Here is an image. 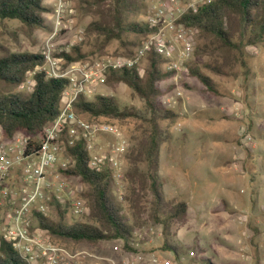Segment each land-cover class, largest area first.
Instances as JSON below:
<instances>
[{"label":"rangeland","instance_id":"374dc122","mask_svg":"<svg viewBox=\"0 0 264 264\" xmlns=\"http://www.w3.org/2000/svg\"><path fill=\"white\" fill-rule=\"evenodd\" d=\"M80 1L47 0L54 14L47 15L49 25L43 29L29 30L17 20H0V46L43 54L49 47L53 56L74 46L86 53L94 51V39L85 29L96 16L84 11ZM154 1L145 0L146 9L140 11L139 21H148ZM182 1L204 4L203 0ZM59 5L64 9L60 21L55 12ZM247 50V70L237 66L231 76L213 74L205 63L216 56L196 54L194 50L188 65H196L209 75L217 84L219 95L206 90L188 71L169 80L176 88L163 101L180 116L168 124L172 139L161 146L158 173L165 198L188 204L186 219L170 227L173 240L182 248L181 255L165 250L162 226L153 224L146 214H134L127 201L128 153L145 123L133 118L103 119L102 122L117 125L129 144L128 151L121 156L123 176L115 181L113 193L133 226L136 252L125 250L118 240L98 246L62 243L59 246L77 256L61 257L59 264H200L199 257L203 255L216 264H264V44ZM101 53L122 55L115 41ZM142 65L146 67L147 59ZM20 85L16 91L32 90ZM94 90L86 100H93L97 94L113 96L122 108L147 115L144 102L123 83L97 85ZM84 116L81 115L86 119ZM115 140L112 135H97L93 140L95 150L109 151ZM74 184L81 185L79 181ZM84 219L68 214L67 221Z\"/></svg>","mask_w":264,"mask_h":264},{"label":"trees","instance_id":"16d2710c","mask_svg":"<svg viewBox=\"0 0 264 264\" xmlns=\"http://www.w3.org/2000/svg\"><path fill=\"white\" fill-rule=\"evenodd\" d=\"M46 1L0 0V20H17L29 30L43 29L49 25L47 15L54 14L53 6ZM80 4L84 11L96 16L85 29L86 34L94 39L95 50L86 53L80 46H74L68 52L54 55L63 59L65 67L94 59L93 55H100L97 58L104 56L101 52L114 41L122 53L116 56H130L146 37L156 31L147 21L137 19L140 11L146 9L145 0H81ZM181 22L197 30L196 54L216 56L205 63V68L215 75H234L237 66L247 70V49L264 44V0H212L199 5L195 13L184 14ZM0 51V133L5 139L16 135L27 137L28 148L36 152L44 136V127L60 112L68 80L46 76L42 69L45 63L43 53L13 51L4 46H0ZM146 59L143 74L136 68L111 70L106 74L105 84L127 85L144 102L147 115L122 108L116 98L101 94L91 101L84 95L79 96L74 109L79 116L86 115L90 122L133 118L145 123L128 153L127 201L134 214H146L149 221L162 226L165 250L180 256L182 248L173 240L170 227L174 222L186 219L188 204L165 198L158 173L161 146L172 139L168 124L180 116L163 101L176 88L169 83L174 73L163 68L164 61L159 55L151 52ZM188 66L190 77L196 78L209 92L220 94L209 75L196 65ZM29 72H33L34 82L30 93L16 91ZM183 86L191 89L188 83ZM65 155L73 160V164L64 173L80 182L79 194L87 201L89 215L84 220L69 223L68 209L53 203L51 214H36L39 227L57 245L98 246L105 241L118 240L125 250L136 252L133 226L113 193L115 179L112 171L90 167V154L83 139L73 147H66ZM141 166L145 167L144 170ZM199 258L200 264H216L204 255ZM0 264L28 263L9 242L0 239Z\"/></svg>","mask_w":264,"mask_h":264},{"label":"built area","instance_id":"2783aa9c","mask_svg":"<svg viewBox=\"0 0 264 264\" xmlns=\"http://www.w3.org/2000/svg\"><path fill=\"white\" fill-rule=\"evenodd\" d=\"M211 1L203 0V3ZM198 6V1L155 0L147 22L156 31L130 56L104 55L65 67L63 59L54 57L49 47L44 51L42 69L46 76L68 80L58 116L44 127V136L36 152L28 148L29 139L23 135L12 139L0 135V239L9 242L28 264L37 261L59 264L61 257L75 259L77 256L52 242L39 227L36 217L38 213L51 214L53 203L67 208L72 217L89 215L90 209L79 194L80 188L64 173L73 164L65 155L66 147L85 140L91 168H109L117 182L123 176L121 156L128 151L127 140L117 125L90 122L79 116L74 109L77 98L92 96L95 86L105 84L108 71L136 68L143 74L142 62L151 52L163 59L164 69L173 72L175 79L180 78L188 71L197 36V30L182 23L181 19L190 11L197 12ZM63 11L62 5L55 10L58 21ZM32 78L33 72H29L20 87L31 90ZM64 130L66 135H63ZM103 134L114 136L115 144L109 151H96L93 140Z\"/></svg>","mask_w":264,"mask_h":264}]
</instances>
